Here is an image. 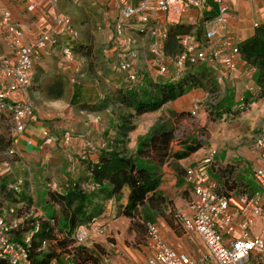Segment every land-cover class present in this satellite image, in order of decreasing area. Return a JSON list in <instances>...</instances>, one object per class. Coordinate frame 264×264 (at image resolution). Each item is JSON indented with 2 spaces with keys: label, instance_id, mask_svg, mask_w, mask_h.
I'll return each mask as SVG.
<instances>
[{
  "label": "rangeland",
  "instance_id": "obj_1",
  "mask_svg": "<svg viewBox=\"0 0 264 264\" xmlns=\"http://www.w3.org/2000/svg\"><path fill=\"white\" fill-rule=\"evenodd\" d=\"M45 1L48 4V0H37L38 3ZM107 1L55 0L51 9L47 7V10L42 11L51 22L67 18L78 36L72 48L78 71L69 68L56 49L48 55L38 56L33 66L34 86L31 90L35 96L31 100L44 115H48L45 117L47 124L57 136V141L51 150V159L43 163L41 159L26 163L18 156L0 150V159L9 161L8 171L0 175V215L14 224L17 235L32 229L36 232L42 224L50 228L51 238L39 240L37 235L33 238L37 244L35 251L39 255L50 254L48 264H65L68 260L73 264H97L105 255L115 264L112 255L117 253L111 250V244L117 243L122 248H129L128 251L134 257L133 260L118 255L119 259L122 257L125 264H135L138 253L143 257L150 251L147 222L160 224L163 230L165 227L176 245L186 249L192 256L198 254L200 241L185 233L177 218V214L192 198V186L184 180L187 167L204 168L218 193L232 196L257 189L253 171L259 165V160L253 139L257 134L264 133V81L263 88L260 86L261 91L253 97L251 106L234 107L243 95L241 84L236 85L235 91L230 90L228 83L216 80V67L198 63L187 70L197 76L200 69L209 73L208 77L200 80L202 87L187 91L192 92L194 89L197 95H188V104L180 105L176 110L165 105L156 111L135 115L132 109L117 102L123 74L107 70L99 52V42L103 40L104 34H110L116 15L115 6ZM135 20L139 22L138 17ZM195 30L198 34L202 33L201 27ZM63 40L58 39L54 44ZM150 72L155 75L154 70ZM146 74L148 80L167 78L149 76V71ZM256 77V74L251 75L250 82L254 80L257 83ZM76 89L79 97L71 99L72 90ZM105 97L110 99L104 106L97 107ZM193 103L198 107L191 113ZM122 114L126 115V122L133 126L126 132L125 147L130 140L133 143L144 138L153 126L161 125L169 138L163 164L177 174L176 181L169 189L170 197L158 191L163 200L159 208L152 209V212L136 208L130 216H124L123 205L119 203L120 196L115 197V218L109 230L92 233L84 242L75 244L71 234L63 228L64 201L58 200L54 194L64 192L66 186L72 183L81 186L86 182L85 165L89 158L87 156L79 160L84 137L95 145L106 134L113 135L120 122L118 117ZM92 118L97 121L90 126ZM65 131L70 138L64 143L62 134ZM115 135L120 137L118 133ZM130 150L128 152H133L134 147ZM182 153L181 158L176 157ZM73 160L77 164H71ZM139 161H143V158ZM18 178L21 180L18 189H10L9 186ZM183 183L186 188L180 189ZM249 233L264 236V220L252 217ZM18 264H25V259L20 257Z\"/></svg>",
  "mask_w": 264,
  "mask_h": 264
},
{
  "label": "built area",
  "instance_id": "obj_2",
  "mask_svg": "<svg viewBox=\"0 0 264 264\" xmlns=\"http://www.w3.org/2000/svg\"><path fill=\"white\" fill-rule=\"evenodd\" d=\"M117 11L112 34L114 60L108 61L114 72L123 74L122 80L129 86L143 82L144 76L137 72L135 62L138 53L136 36H147L148 64L155 75L167 76L168 79H178L186 69L194 64H218L221 66L220 75L216 80L228 79L235 76L237 64L247 63L238 51L239 42L229 35H222L219 42L215 38L217 31L224 29L230 0H211L216 5V14L206 22V29L202 39H197L192 31L179 34L176 39L178 51L168 53L165 45L168 38V27L164 14L172 0H111ZM204 0H179L180 12H186L191 7H199ZM55 0H48L51 6ZM264 2V0H263ZM34 2L25 6L27 11H36ZM139 18L136 22L135 18ZM68 34L67 42L60 46V53L69 68L77 71L71 41L77 36L69 20L65 17L57 19ZM257 27V24H254ZM0 30L4 41L13 49V54L5 58L1 73L3 83L0 84V124L9 126L10 142L6 149L8 155L13 154L16 145V135L24 130L27 122L35 121L36 114L28 98H12V94L30 86L29 71L33 59L36 58L47 45L55 43V39L46 32H39L32 40L24 42L22 28L10 18L7 9H0ZM118 44V46H116ZM111 45V44H110ZM110 45L105 46L101 53L108 57ZM248 64V63H247ZM248 74V73H247ZM152 74V76H155ZM243 91L248 97H253L261 91L259 84L249 82L244 84ZM251 101L239 99L234 107L250 106ZM197 104L191 106V113L197 110ZM41 140L37 149L47 151L57 141L55 133L44 127L40 130ZM68 132L62 134V141L69 140ZM259 165L253 171V179L257 189L252 193L235 195L240 218L237 219V209L231 205L229 196L218 193L214 183L209 180L207 172L200 166L187 167L184 173L186 184L192 186V198L185 210H180L177 218L182 230L195 234L200 241L201 248L194 257L184 249L169 246L159 234L154 223H146L148 239L152 243L151 252L144 258L143 264H264V236L250 234L249 226L252 217L264 220V133L257 134L253 139ZM94 150L89 139H83L79 160H84L89 152ZM9 161L0 159V175L8 171ZM21 180L11 184L17 190ZM97 183L85 184L87 190L97 188ZM11 211V210H10ZM15 226L5 216L0 215V264H18L19 258L28 264L27 249L31 243L33 231H25L17 235ZM101 225L95 219L85 225L75 228L72 239L75 244L84 242L90 234L98 233ZM111 250L118 253L111 244ZM65 264H73L68 260ZM97 264H113L108 257L102 256Z\"/></svg>",
  "mask_w": 264,
  "mask_h": 264
},
{
  "label": "trees",
  "instance_id": "obj_3",
  "mask_svg": "<svg viewBox=\"0 0 264 264\" xmlns=\"http://www.w3.org/2000/svg\"><path fill=\"white\" fill-rule=\"evenodd\" d=\"M191 25L175 23L168 27V38L165 49L168 53L178 51L177 39L179 34L188 33ZM73 48V45H72ZM238 51L240 57L249 65L254 67L257 83L262 86L264 81V24L257 26L253 34L245 40L239 42ZM195 65V64H194ZM193 66V65H192ZM188 69V68H187ZM186 69L184 74L178 79L161 78L148 80L129 86L124 81L121 82L122 88L119 89V100L117 102L123 107L133 110L135 115L158 110L163 104L172 101L186 93L189 89L202 87L201 79L208 77L207 71L198 70V76ZM256 77V78H257ZM213 83L212 80H210ZM210 83V84H211ZM78 91L73 90L71 99L78 98ZM254 97V96H253ZM253 97L246 100L252 101ZM97 107L104 106L108 97L103 98ZM121 113V112H120ZM120 122L117 123L116 132L118 136L113 137L117 147L101 149L95 163L87 162L85 165L86 182L84 184L72 183L66 186L64 192H55L54 196L63 202L62 220L63 228L72 234L79 225L87 224L98 211H91L93 203L100 197H119L124 187L128 189L126 202L123 205L122 214L130 216L136 208L146 205L148 209H158L163 196L158 192L157 187L160 183L161 166L167 156L168 135L163 131L161 125L151 128L144 138L136 141L133 152H128L125 147L126 132L132 129V124L126 122V115H120ZM9 126L5 123L0 124V150L9 147L10 136ZM182 154H177L181 158ZM143 158V161H139ZM145 158V159H144ZM88 182L97 183L99 186L92 190H87L84 186ZM10 189L11 186H9ZM13 190V189H12ZM250 192H240L234 195ZM53 195V194H52ZM50 228L42 224L40 230L33 231L31 243L27 249L28 264H48L50 254L39 255L35 251L37 244L34 236L39 240L51 238Z\"/></svg>",
  "mask_w": 264,
  "mask_h": 264
},
{
  "label": "crops",
  "instance_id": "obj_4",
  "mask_svg": "<svg viewBox=\"0 0 264 264\" xmlns=\"http://www.w3.org/2000/svg\"><path fill=\"white\" fill-rule=\"evenodd\" d=\"M30 2L35 3L36 11H27L25 9V6ZM107 3L114 5L111 0H108ZM47 7L51 9L50 6H48L47 1L43 3H38L37 0H0V9L9 10L11 20L17 23L22 28V32H23L22 39L24 42H28L32 40L39 32H46L47 34H49L51 37L55 39V42L58 39L62 40V38H64L62 42L47 45V47L38 56L48 55L50 52H52L55 49L58 52H60L61 44H63L64 42H67L69 38L68 34L64 30L63 25L57 24L56 22H51L47 18L44 17V14L42 13V11L47 10L46 9ZM179 8H180L179 0H172L170 2L168 10L164 14L165 24L167 25V27L175 23L189 24L193 26L191 31L194 33L196 38L202 39L201 37L203 36V32L206 29V22L213 19L216 14V5L211 0H204L202 5H200L199 7H191L184 13L180 12ZM116 15H117V11H116ZM115 16L112 20V25H113ZM254 24H257V26L264 24V2L263 0H230L228 4V16H227L226 25L224 29L217 31L215 40L216 42H219V38L222 35L227 34L233 37L235 41L241 42L253 34L256 28ZM196 27L202 28L201 34H198L195 32ZM127 32L130 33L131 35H134L137 38L139 47H138L135 67L137 69V72L143 75L144 78L146 79L147 71H149V76L152 75V73L150 72L151 68L149 67V64H148L147 36H136L134 32H130V30H128ZM2 34L3 32L0 30V84L3 83V77L1 73L3 61L5 60V58L10 57L13 54V49L9 45H7V43L4 41V37ZM77 37L78 36H76L74 40L71 41L72 45L76 41ZM112 39H113V34H112V28H111L110 34H107V33L104 34L103 40L99 42V45H100L99 52L100 53H101V50L105 46L111 44L110 45L111 48L107 51L108 57H105L101 53L102 60H103L102 64L110 72L113 70L110 68L108 61L114 60V52H113L114 48L112 49V47H114L113 43H117V40H113V42H110V40L112 41ZM116 46H118V44H116ZM38 56L33 59V64H32L31 70L29 71V78L31 82L30 86L25 89H20L12 94V98L14 99H18V98L20 99V98H25V97L28 98L32 104L33 111L36 114V120L27 122L24 130L16 135L17 142L15 145V150H14L15 152L13 153V155L18 156L19 158L23 160V162H26V163L31 162L33 160L38 161L40 159H41V163H43L44 161H47V160L49 161V159H51L52 154H53L51 153L53 146H51L47 151H40L37 149V144L41 140L40 130L46 127L49 130L53 131L51 127H49V125L47 124V120L45 118V117H48V115L46 113L44 115V113H42L41 110L37 108V106L33 105L32 100H31V98L35 96L33 90H31V88L34 86L33 66L35 65V62L38 60L39 58ZM210 66L217 68L216 78H218V76L220 75V70L222 69L221 66L218 64L210 65ZM254 70H255L254 67H252L251 65L247 63L239 62L237 64L234 77H231L228 79L222 78L221 81H218V80L217 81L221 83H228L231 86L230 90L233 89L234 91H235L236 85L241 84L242 86L241 90L243 92V95L241 98L246 100V98H248V93L243 91V86L244 84L250 82L249 78L251 77V75L252 76L255 75ZM120 80L121 82L123 81L121 78ZM252 82H254V80ZM188 95L189 97L195 96L196 94H195L194 89L192 92L190 91L186 92L183 95L179 96L178 98L163 104L161 107L163 108L165 105H167L166 106L167 108L176 110L178 106L180 105L184 106L188 104V99H187ZM70 98H71V95H70ZM253 103L254 102L251 101L250 106ZM96 121L97 120L95 118L94 119L92 118L89 122L90 123L89 125L92 126L91 124L95 123ZM115 134H116L115 132L113 135L106 134L104 136L105 138H102V140H100L98 144L94 145V150H92L88 154L89 162L95 163L97 161L100 148L110 149L111 147H114V146L117 147V143H114L113 141V137L114 138L116 137ZM133 147L135 150L136 141H134L133 143L131 140L127 142L126 149H128L129 151H132L130 149H132ZM73 163L77 164V162L74 160L72 161L71 164ZM160 170H161L160 183L157 187V190L158 191L161 190L163 195H167L168 197H170L169 189H171L170 187L172 186V184L175 183L177 174L169 167H166L165 164H162ZM17 180H20V178H18ZM52 185H55V183H52ZM184 188H186L185 183L180 185V189H184ZM127 193H128V189L124 187L121 191V195L119 198V203H122V205H124L126 202ZM115 199L116 198L114 196L109 197V198L100 197L96 199V201L93 203L94 208H92L91 211H95V212L98 211V213H96V215L93 216L92 218L95 219L96 222L101 225V230L98 233L108 231L110 226L112 225V222L115 218L114 214L116 212L115 210H116L117 201ZM230 200L232 203L231 206L237 209L236 217L237 219H239L240 212H238V205L235 201L236 200L235 195H233L230 198ZM187 204L188 203H186L185 208L182 210H185L187 208ZM141 208H143V210H146L147 212H152V210L148 209L146 205H143V207ZM159 225H156V226L158 228L159 234L162 236L165 242L169 246H174V247L183 249V247L176 245V243L171 239L165 227L163 230V227L161 229ZM191 235H193L194 237L198 239V237L195 234H191ZM147 243H148V247L150 248V251L146 253L145 256H147L152 250V243L150 242L149 239L147 240ZM114 246L118 252L117 254L115 253L116 255H112V259L115 264H125V262L122 260L123 256H127V258L130 257L134 260V257L128 251L129 248H126V247L122 248L119 246L118 243L115 244ZM185 251L188 253L186 249ZM118 255L122 256V257L120 256L121 259H119ZM145 256L142 257L138 253L137 258L135 259L136 261H134L135 264H143ZM126 263L128 264V262Z\"/></svg>",
  "mask_w": 264,
  "mask_h": 264
}]
</instances>
